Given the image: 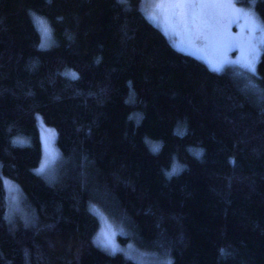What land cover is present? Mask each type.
<instances>
[{"label":"trees","instance_id":"obj_1","mask_svg":"<svg viewBox=\"0 0 264 264\" xmlns=\"http://www.w3.org/2000/svg\"><path fill=\"white\" fill-rule=\"evenodd\" d=\"M237 1L264 23V0ZM142 2L0 0V264H137L94 244L91 205L168 264H264V47L255 74L215 71ZM4 178L23 194L11 224Z\"/></svg>","mask_w":264,"mask_h":264},{"label":"rangeland","instance_id":"obj_2","mask_svg":"<svg viewBox=\"0 0 264 264\" xmlns=\"http://www.w3.org/2000/svg\"><path fill=\"white\" fill-rule=\"evenodd\" d=\"M222 2H230L234 8L243 9V11H251L254 14L252 18L256 24L255 30L246 26L244 18L239 14H237V18L234 19V22L231 23L229 28L234 37L242 35L245 38H250L251 44L254 45L255 48L254 52L251 51L246 44L241 43L228 50L227 59L225 60L221 43L218 38L212 35L209 29L203 30L204 34L208 36L207 39H193L191 25H189L187 30L185 29V26L180 20L179 9L171 3V0H143L142 10L153 23L167 33L171 42L179 50L202 59L211 69L223 71L231 67L245 70L250 74H255L264 47V23L256 13L253 2L249 5H242L237 0H222ZM225 11L231 10L223 8L203 9L204 13L215 12L218 15ZM35 22L43 38L40 48H51L53 45V40L51 42V28H49L44 19L37 18ZM242 26H244L243 31ZM249 64H251V67H249ZM39 128L43 146L41 164L44 165V170L43 172L35 171V173L43 177L46 181L52 182L55 179L56 168L60 159L54 147L55 135L54 132L43 123L39 124ZM18 141L20 142L23 140ZM41 164L38 169H40ZM4 184L8 198L7 218L11 224L17 216L25 215L23 209V194L19 187L7 178H4ZM90 208L97 214L96 216L100 222L99 230L94 237V244L96 246L108 253L123 255L137 264L171 263V260L169 262L167 258H161L155 253L140 251L134 244L120 243L118 240V229L113 222L95 205H91Z\"/></svg>","mask_w":264,"mask_h":264},{"label":"snow or ice","instance_id":"obj_3","mask_svg":"<svg viewBox=\"0 0 264 264\" xmlns=\"http://www.w3.org/2000/svg\"><path fill=\"white\" fill-rule=\"evenodd\" d=\"M120 2H124V0H120ZM171 3L179 9L180 20L185 26V29L187 30L189 25H191L194 40L208 38V36L204 34V29H209L212 35L218 38L223 48L225 60L227 59L228 50L241 43L246 44L251 51H255L250 38H245L242 35L234 37L229 30L231 23L237 18V14L242 15L246 26L255 30L256 24L252 18L254 14L251 11H243V9L234 8L230 2L223 3L222 0H171ZM205 8H223L231 11H225L218 15L215 12L204 13L203 9ZM243 27L244 26H242V31ZM249 67H251V64H249ZM72 76L73 78H77L75 73H73ZM196 155H199V153H196ZM43 170L44 165L41 164L40 169L37 171L43 172ZM176 171L177 169L174 167L173 171L167 173V175L171 176ZM223 253L224 250L221 249V254L223 255Z\"/></svg>","mask_w":264,"mask_h":264}]
</instances>
